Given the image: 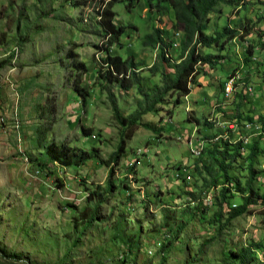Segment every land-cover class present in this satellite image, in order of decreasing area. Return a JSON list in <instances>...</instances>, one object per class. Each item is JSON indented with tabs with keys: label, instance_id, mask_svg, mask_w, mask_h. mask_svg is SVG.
<instances>
[{
	"label": "rangeland",
	"instance_id": "374dc122",
	"mask_svg": "<svg viewBox=\"0 0 264 264\" xmlns=\"http://www.w3.org/2000/svg\"><path fill=\"white\" fill-rule=\"evenodd\" d=\"M109 5L0 0V264H264V201L230 220L226 209L216 218L222 187H230L231 206L246 192L224 178L206 184L202 164L209 159L194 153L211 142L205 136L240 142L227 173L244 185L252 164V187L264 196V154L250 159L246 147L259 137L264 149V130L243 121L264 112V0L215 6L205 32H240L222 37L223 46L197 48L224 57L214 67L198 65L188 95L165 94L132 124L115 117L109 93L122 117L136 111L142 94L99 77L101 59L106 51L130 56L142 63L136 72L145 86L160 84V75L147 70L158 63V49L144 36L168 29L175 57L182 31L171 7L115 0L119 35L110 46L99 22ZM48 142L98 156L63 164L45 155ZM245 248L251 258L241 262L232 253Z\"/></svg>",
	"mask_w": 264,
	"mask_h": 264
},
{
	"label": "trees",
	"instance_id": "16d2710c",
	"mask_svg": "<svg viewBox=\"0 0 264 264\" xmlns=\"http://www.w3.org/2000/svg\"><path fill=\"white\" fill-rule=\"evenodd\" d=\"M114 1L115 0H110V5L104 9L99 21L106 34L110 37L112 36L108 41V45L110 46L119 35V29L116 28L113 22L114 11L111 9V5ZM227 1L228 0H146L148 7L154 10L161 9L163 6L172 8L173 24L174 26H179L182 31L179 40L180 51L175 57H172V55L168 53V50H170L173 45L172 41L165 36V34L168 33V29L154 27L150 33L144 36L143 42L145 45L158 49V63H154V65L147 70H149L152 75L159 74L161 78L160 84L152 82L148 87L142 83L143 76L136 72L142 63L134 61L130 56L122 59L119 55H111L108 51L105 52V57L101 59L103 65L97 69L98 76L122 89H129L132 86H136L139 94H142V99L138 103L136 111L129 114L127 117H122L113 94L109 93L115 117L120 123H135L140 119L142 114L153 111L156 104L160 103L167 93L176 92L177 96L188 95L191 92V85L197 83L195 77L199 72L198 65L207 64L209 67H214L219 62V59L224 57L221 54H214L211 52L201 53L199 52V48H197V44L210 47L213 44H218L220 42L219 40L224 36L234 38L239 34L240 28H231L228 26H224L222 29L216 30L212 34L205 32V22L208 18L207 14L219 3ZM249 30L247 26L243 27L245 34L249 32ZM219 44L223 46V42ZM248 52H251V49L248 48ZM261 65L262 69L260 71L262 76H260V78L264 81V60ZM165 66L169 68V72L166 71ZM76 89L78 95L83 100L85 98V93L80 88ZM238 116H240V112H238ZM244 118V122L251 124L258 123L262 130H264V112L254 116L245 115ZM234 119H236L234 123L239 122L237 120L239 118L235 117ZM243 124L245 126L247 123ZM210 138L211 142L208 144L206 142L203 147L204 150L203 148L200 150V154H202V151L205 152L209 159L208 163L202 164L203 170L209 176V179L205 180V183L215 186L219 178H224L227 182L232 180L233 187L236 190L246 192L241 203L231 206L226 200V193L230 191V187H222L215 217H220L226 209V219L230 220L245 212L250 204H256L259 198H262L264 201V196L257 193L252 187V181L254 178L256 179L258 177V171H255L252 168V164L249 163L247 179L245 184L241 185L236 177L229 176L227 173L229 162L240 154L241 143H231L227 139H221L218 143L213 142V137L205 136L206 140ZM45 145V155H47L50 160L59 161L63 164L79 165L92 157L98 156V153L96 155L92 151L76 147L58 146L54 144V142H48ZM246 147L249 149L248 157L250 159H254L257 154H264V149L259 145V137L253 141H248ZM114 158L115 161L118 160L117 153ZM111 174L112 170H109L108 175L110 176ZM108 181L111 184L110 180ZM232 254L241 262H245L251 258L250 248H245L239 252H233Z\"/></svg>",
	"mask_w": 264,
	"mask_h": 264
},
{
	"label": "built area",
	"instance_id": "2783aa9c",
	"mask_svg": "<svg viewBox=\"0 0 264 264\" xmlns=\"http://www.w3.org/2000/svg\"><path fill=\"white\" fill-rule=\"evenodd\" d=\"M229 88H230V87L228 86V84H227V86H226V83H225V94H226V95L230 94V93H231L230 91H232V90H229V91H228ZM231 125H233V123H232ZM194 151H195L194 153H196V154H199V153H200V149H199V150L196 149V150H194Z\"/></svg>",
	"mask_w": 264,
	"mask_h": 264
}]
</instances>
